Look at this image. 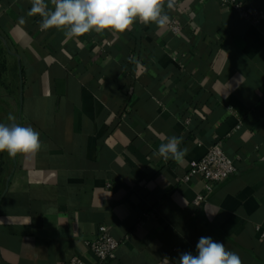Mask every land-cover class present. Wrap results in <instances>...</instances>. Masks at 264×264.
Returning a JSON list of instances; mask_svg holds the SVG:
<instances>
[{
  "label": "crops",
  "instance_id": "1",
  "mask_svg": "<svg viewBox=\"0 0 264 264\" xmlns=\"http://www.w3.org/2000/svg\"><path fill=\"white\" fill-rule=\"evenodd\" d=\"M237 1L264 12V0ZM31 6L0 0V123L15 116L43 145L3 152L0 264H100L87 241L102 224L120 241L112 264H175L201 237L264 264V19L175 0L164 27L66 39L41 31ZM172 136L181 163L157 154ZM216 142L237 170L208 192L184 176Z\"/></svg>",
  "mask_w": 264,
  "mask_h": 264
},
{
  "label": "clouds",
  "instance_id": "2",
  "mask_svg": "<svg viewBox=\"0 0 264 264\" xmlns=\"http://www.w3.org/2000/svg\"><path fill=\"white\" fill-rule=\"evenodd\" d=\"M29 16L39 15L41 31L55 28L62 31L66 39H78L85 34L111 32L123 34L139 22L164 27L169 22L165 6L172 8L175 0H30ZM23 23V18H21ZM10 124L0 123V153L8 156L38 153L43 147L40 133L31 126L16 123V117L8 116ZM182 140L176 136L161 143L158 155L165 161L172 159L181 163L186 150L180 148ZM165 256L162 264H169ZM175 264H242L240 256L229 251L224 243L211 237H201L196 244V254L183 252Z\"/></svg>",
  "mask_w": 264,
  "mask_h": 264
},
{
  "label": "built area",
  "instance_id": "3",
  "mask_svg": "<svg viewBox=\"0 0 264 264\" xmlns=\"http://www.w3.org/2000/svg\"><path fill=\"white\" fill-rule=\"evenodd\" d=\"M223 4L231 5L241 14L248 17L252 23L259 24L264 19V12L258 9H249L242 2L237 0H221ZM171 30L179 32L180 25L177 20L170 23ZM241 123L236 129L240 128ZM237 170L234 158L230 157L223 148L221 142L210 145L207 152L197 160L190 163V169L184 176V179H190L192 176H202L205 181V188L208 192L212 191L215 186L228 178ZM207 196L200 193L196 196L194 203L200 205L206 200ZM264 236V232L262 233ZM93 254L100 264H112L116 258L120 241L111 233L110 228L102 224L98 228L97 235L92 240L87 241ZM62 264H88L80 256H74L69 261Z\"/></svg>",
  "mask_w": 264,
  "mask_h": 264
},
{
  "label": "trees",
  "instance_id": "4",
  "mask_svg": "<svg viewBox=\"0 0 264 264\" xmlns=\"http://www.w3.org/2000/svg\"><path fill=\"white\" fill-rule=\"evenodd\" d=\"M3 49L5 50L4 47H3ZM23 78H24V73H23ZM2 164H4V162H2ZM6 177H7V173H5V171L3 170V167L0 168V192H1V190H3V184L6 180Z\"/></svg>",
  "mask_w": 264,
  "mask_h": 264
},
{
  "label": "rangeland",
  "instance_id": "5",
  "mask_svg": "<svg viewBox=\"0 0 264 264\" xmlns=\"http://www.w3.org/2000/svg\"><path fill=\"white\" fill-rule=\"evenodd\" d=\"M3 52H2V49H1V47H0V64H1V62H3V58L1 57V56H3ZM3 64H2V68H3ZM4 153H0V168H1V164H2V162L4 161Z\"/></svg>",
  "mask_w": 264,
  "mask_h": 264
},
{
  "label": "water",
  "instance_id": "6",
  "mask_svg": "<svg viewBox=\"0 0 264 264\" xmlns=\"http://www.w3.org/2000/svg\"><path fill=\"white\" fill-rule=\"evenodd\" d=\"M4 41H6V40H4ZM19 56V55H18Z\"/></svg>",
  "mask_w": 264,
  "mask_h": 264
}]
</instances>
